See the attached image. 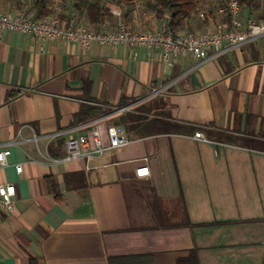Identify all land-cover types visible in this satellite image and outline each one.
<instances>
[{"label": "crops", "instance_id": "1", "mask_svg": "<svg viewBox=\"0 0 264 264\" xmlns=\"http://www.w3.org/2000/svg\"><path fill=\"white\" fill-rule=\"evenodd\" d=\"M95 1L109 10L99 30L85 12ZM217 3H201L213 14L179 34L224 23ZM54 4L50 17L92 31L164 29L139 9L125 22L114 0ZM243 12L264 25V12ZM162 54L0 29V150L11 152L0 184L16 189L13 214L0 210V264H179L192 253L198 264H264V40L205 60ZM110 126L131 142L63 160L69 135L94 149L95 127L108 146Z\"/></svg>", "mask_w": 264, "mask_h": 264}, {"label": "built area", "instance_id": "2", "mask_svg": "<svg viewBox=\"0 0 264 264\" xmlns=\"http://www.w3.org/2000/svg\"><path fill=\"white\" fill-rule=\"evenodd\" d=\"M214 13L218 17L225 18L212 32L185 33L173 35L165 29L154 31L136 32L130 30L124 23H119L114 31H92L85 26L75 25L71 20L64 24L58 17H50L38 20L33 17L28 8L16 12H0V29L10 32L31 35L46 41H65L74 43L84 49L93 44L110 47L127 45L131 48H145L148 55L156 49H162V60L172 64L171 55L190 54L198 60H205L211 55L218 54L223 48L241 46L257 39L264 40V25L255 20L243 17V9L237 0H217ZM202 5V6H201ZM197 9L200 19L205 20L209 16V7L201 4ZM153 90L152 93H155ZM129 107L119 108L116 112H124ZM95 148H89V139L86 136L74 137L69 135L65 141V155L63 160L73 161L85 158L93 160L100 157L106 150L121 148L128 145L131 140L125 130L120 126L108 128L109 145L103 146L99 132L94 127L90 130ZM195 138L201 139L203 135L196 133ZM11 152L9 149L0 150V168L6 166ZM22 166H16V172L20 173ZM149 175V168L142 167L136 170L137 177ZM15 186L12 184H0V210L6 214L14 212Z\"/></svg>", "mask_w": 264, "mask_h": 264}, {"label": "trees", "instance_id": "3", "mask_svg": "<svg viewBox=\"0 0 264 264\" xmlns=\"http://www.w3.org/2000/svg\"><path fill=\"white\" fill-rule=\"evenodd\" d=\"M55 0H0L1 9H9L10 11H18L24 8L30 9L33 17L38 20H44L56 12ZM63 1V0H60ZM65 1V0H64ZM202 0H114L121 11V18L125 21L130 13L135 9L139 12H149L157 22L163 24L169 33L176 35L182 32L187 25L188 20L197 14V9L201 5ZM244 11H261L264 12V0H237ZM138 3V4H137ZM141 6V7H138ZM108 8L103 6L100 1L87 3L85 12L88 22L95 26V30L101 29L105 24V17ZM210 15L213 11L209 12ZM62 22H68L67 15L57 16ZM209 17V16H208ZM206 21L208 18L205 19ZM126 22V21H125ZM125 118V116H124ZM161 131H168L169 123L160 121ZM179 264H198L196 255L193 253L185 260H181Z\"/></svg>", "mask_w": 264, "mask_h": 264}, {"label": "rangeland", "instance_id": "4", "mask_svg": "<svg viewBox=\"0 0 264 264\" xmlns=\"http://www.w3.org/2000/svg\"><path fill=\"white\" fill-rule=\"evenodd\" d=\"M209 1H210V0H202L201 2L204 3V2H209ZM137 4H138V3H137ZM137 7H138V6H137ZM139 7H141V6H139ZM139 7H138V8H139ZM6 12H9V9H7Z\"/></svg>", "mask_w": 264, "mask_h": 264}]
</instances>
